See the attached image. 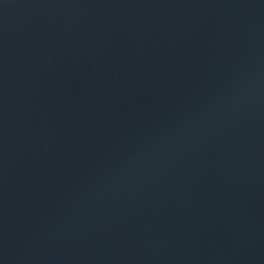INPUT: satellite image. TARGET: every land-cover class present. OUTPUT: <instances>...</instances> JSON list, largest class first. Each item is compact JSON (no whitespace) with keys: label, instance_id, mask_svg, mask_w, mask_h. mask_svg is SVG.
<instances>
[{"label":"water","instance_id":"95a60500","mask_svg":"<svg viewBox=\"0 0 264 264\" xmlns=\"http://www.w3.org/2000/svg\"><path fill=\"white\" fill-rule=\"evenodd\" d=\"M0 264H264V0H0Z\"/></svg>","mask_w":264,"mask_h":264}]
</instances>
